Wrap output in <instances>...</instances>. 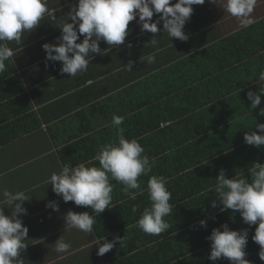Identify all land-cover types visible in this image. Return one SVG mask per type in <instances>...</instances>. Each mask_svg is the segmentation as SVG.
Wrapping results in <instances>:
<instances>
[{"label": "crops", "instance_id": "0c3cea01", "mask_svg": "<svg viewBox=\"0 0 264 264\" xmlns=\"http://www.w3.org/2000/svg\"><path fill=\"white\" fill-rule=\"evenodd\" d=\"M76 2L48 0L37 28L25 32L20 43L4 42L14 56L0 73V208L11 216L5 190L23 191L28 198L23 203L27 213L19 215L28 228L27 246L14 264H232L223 257L208 259L207 237L214 228L222 231L223 224L246 229L244 258L264 264L252 239L258 225L245 224L239 212L221 211L215 193L221 169L227 178L243 173L250 179L251 165L264 164V146L244 141L248 131L259 134L256 123H264L259 114L264 109V93L259 92L264 87V0H257L247 26L227 12L226 0L193 5L184 26L187 41L171 38L162 22L154 36L131 21L124 44L100 41L101 55L89 59L87 71L71 77L60 72L62 62L46 60L42 45L58 43L62 24L71 22L69 5ZM159 15L154 13L153 20ZM149 55L155 56L154 63L147 62ZM130 60L131 71L124 67ZM249 91L261 96L256 109H251ZM187 107L192 110L184 114ZM113 115L125 118V137L138 139L155 163L138 178L144 191L133 190L135 199L112 180V202L99 214L91 206L63 201L49 181L64 165L92 161L87 166H99L92 158L100 146L116 141ZM153 121L171 125L152 129ZM152 175L165 177L172 194L173 211L164 218L171 228L160 235L147 234L137 224L150 206L147 181ZM69 211L94 215L93 231L67 224ZM117 236L126 237L123 246L117 242L108 253L97 254V240L102 244ZM59 238L71 245L67 252L56 251Z\"/></svg>", "mask_w": 264, "mask_h": 264}, {"label": "clouds", "instance_id": "9594fccd", "mask_svg": "<svg viewBox=\"0 0 264 264\" xmlns=\"http://www.w3.org/2000/svg\"><path fill=\"white\" fill-rule=\"evenodd\" d=\"M67 2V0H66ZM205 0H77L69 5L68 21L61 26V35L57 37V44L45 43L42 45L46 52V60L62 62L61 73L70 74L71 77L78 72L88 69L89 59L102 53L100 41L109 46L122 45L130 34L129 23L136 20L141 31L153 33L161 32L158 25L162 22V31L167 32L171 38L187 41L188 35L184 31L185 23L193 13V5H202ZM214 2V0H213ZM257 4V0H226V10L232 16L240 18L244 25L253 21L249 18ZM48 0H0V73L7 71L6 61L14 56V50L4 42H21L25 32H32L40 25L44 14L48 12ZM154 13L160 14L153 20ZM138 18V20H137ZM83 36V40L77 41ZM153 36V37H154ZM149 43V42H148ZM146 44V46L148 45ZM155 45L157 41L151 39ZM131 47V44L128 45ZM91 53V55H90ZM148 63L155 62V56L147 57ZM133 61H129L127 70H133ZM264 80V71L260 73ZM264 93V87L259 89ZM251 101V109L261 104L260 94L252 91L247 93ZM264 116V109L259 113ZM124 117L113 115L112 126L116 129V141L101 145L92 158L99 162V166H87L92 163H79L78 165H64L57 174L53 173L49 183L53 191L62 196L63 201H73L78 206H91L94 213L101 214L112 202V193L115 180L123 185L122 191L135 199L138 190L141 194V184L138 178L147 176L154 167V160L150 163L149 156L138 139H127L125 129L121 127ZM257 131H248L244 134V141L248 145L264 146V123H256ZM250 179L243 173L227 178L223 169L216 178L215 193L219 200L221 211L232 210L239 212L244 223L249 226L258 225L252 239L261 251L259 256L264 260V164L254 162L248 169ZM167 179L163 176L152 175L147 181V191L150 206L145 207L137 221L141 230L147 234L160 235L171 228L164 219L173 211L170 204L171 192L167 189ZM6 203L11 205V216L5 215L4 208H0V264H14L22 250L26 248L24 241L27 238L28 228L22 224L20 214H26L23 203L28 200L23 191L11 193L3 192ZM58 211V205H48ZM217 201L213 200L212 208H216ZM137 212V206L132 207ZM67 224L87 233L93 231L96 223L94 215L88 212L74 213L69 211L65 217ZM206 227V221H200ZM214 228L208 240L211 241V252L208 259L217 261L221 257L228 259L232 264H250L244 257L248 243V231L230 230L227 224ZM126 237H115L112 242L100 243L97 240L98 255L108 253L119 242L124 245ZM56 251L64 253L71 247L70 244L58 239Z\"/></svg>", "mask_w": 264, "mask_h": 264}, {"label": "trees", "instance_id": "16d2710c", "mask_svg": "<svg viewBox=\"0 0 264 264\" xmlns=\"http://www.w3.org/2000/svg\"><path fill=\"white\" fill-rule=\"evenodd\" d=\"M192 109L190 108V107H187V108H185L184 109V111H183V113L185 114V113H188V112H190ZM159 123L160 122H157V121H153V123H152V125H151V128L153 129V128H157L158 126H159ZM160 127V126H159Z\"/></svg>", "mask_w": 264, "mask_h": 264}, {"label": "built area", "instance_id": "2783aa9c", "mask_svg": "<svg viewBox=\"0 0 264 264\" xmlns=\"http://www.w3.org/2000/svg\"><path fill=\"white\" fill-rule=\"evenodd\" d=\"M168 125H171V121L162 122V123L160 124L161 127H166V126H168Z\"/></svg>", "mask_w": 264, "mask_h": 264}]
</instances>
